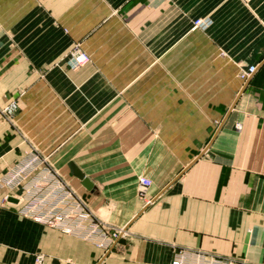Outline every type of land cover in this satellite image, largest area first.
Instances as JSON below:
<instances>
[{"label":"crops","instance_id":"obj_1","mask_svg":"<svg viewBox=\"0 0 264 264\" xmlns=\"http://www.w3.org/2000/svg\"><path fill=\"white\" fill-rule=\"evenodd\" d=\"M76 44L91 61L72 69ZM34 153L123 236L105 249L20 215L5 179ZM179 250L264 264V0H0V264Z\"/></svg>","mask_w":264,"mask_h":264},{"label":"built area","instance_id":"obj_2","mask_svg":"<svg viewBox=\"0 0 264 264\" xmlns=\"http://www.w3.org/2000/svg\"><path fill=\"white\" fill-rule=\"evenodd\" d=\"M211 24L208 19H197L194 21V28L206 29ZM89 60L88 55L83 52L80 48L76 47V50L71 53V59L69 65L73 68H77L86 64ZM256 71V66H250L244 73V79H248ZM15 103L11 104L4 110L5 114H11L16 110ZM39 157L32 154L26 159L28 161L25 167L24 164L17 166L10 170L6 175V184H8L9 175L12 174L11 183L13 185H21L20 180L24 176H28L30 173H35L39 169L40 162ZM45 176L42 179L33 181L29 185L22 184V188L26 191L25 204L22 212L30 215L36 221L49 225L52 228L60 229L65 233H72L71 225L68 223L74 213H78L81 219L90 218V214L85 211V203L75 195V193L67 186V184L59 177L57 173L51 169L45 170ZM151 185V181L148 179L140 180V195H144L148 187ZM24 197H19L18 201L22 204ZM84 223H80L78 231L80 230H91L94 233V242L102 248L106 247V239L104 237L106 229L105 226H101L99 223L93 225L84 226ZM82 225V227H81ZM81 227V228H80ZM91 227V228H90ZM89 228V229H88ZM76 231V230H75ZM122 231V230H121ZM88 239V237H87ZM186 252L179 250L176 252L175 258L171 264H185ZM221 260V261H220ZM43 257L39 255L36 257V263L42 264ZM214 263L224 264H237L236 261L227 260L212 257ZM246 264V263H242Z\"/></svg>","mask_w":264,"mask_h":264},{"label":"rangeland","instance_id":"obj_3","mask_svg":"<svg viewBox=\"0 0 264 264\" xmlns=\"http://www.w3.org/2000/svg\"><path fill=\"white\" fill-rule=\"evenodd\" d=\"M76 47H78V48H80V46L78 45V44H76V45H74V47L65 55V61H66V64L69 66V67H71L70 65H69V61H70V59H71V53L72 52H74L75 50H76ZM81 49V48H80ZM82 50V49H81ZM83 51V50H82ZM84 52V51H83ZM86 53V52H85ZM87 54V53H86ZM88 55V57H89V60H88V62L86 63V64H84L83 66H86V65H88L89 63H90V61H91V58H90V56H89V54H87ZM83 66H80V67H83ZM80 67H77V68H80ZM72 69H77V68H73V67H71ZM243 79H244V77H243ZM13 103H15V105H16V110L18 109V105H17V102L16 101H12L7 107H9L11 104H13ZM6 107V108H7ZM5 108V109H6ZM4 109V110H5ZM4 110H3V112H4ZM16 110L14 111V112H12L11 114H6L9 118H11L13 115H14V113L16 112ZM35 155H37L38 157H39V162H40V164L38 165L39 166V169L37 170V171H35V173H30V174H28V176L26 177V176H24L21 180H20V183H21V185H13L12 183H11V178H12V174L11 175H9V178L7 179L8 180V186L10 187V189H20L21 191H22V195L20 196V197H24V194L26 195V191L21 187L22 186V184H25V185H29V184H31L33 181H35V180H38V179H42L44 176H45V174H46V172H44L45 170H48V169H50V167H48V166H46L44 163H45V160L40 156V155H38L37 153H34ZM27 163H28V161H26V160H24V161H22L21 163H19V164H17V166H21V165H23L24 164V166L23 167H25L26 165H27ZM16 166V167H17ZM40 167H41V171H40ZM43 168V169H42ZM10 172V171H9ZM72 190V189H71ZM73 191V190H72ZM74 192V191H73ZM76 195V194H75ZM77 196V195H76ZM25 200H26V198L24 197V200L22 201V204H21V207H20V209H19V213H20V215H22L23 217H26V218H30V219H32V220H34V221H36L33 217H31L30 215H28V214H25V213H23L22 212V209H23V206H24V204H25ZM86 206V205H85ZM85 211L87 212V213H89L90 214V218H83V219H81L80 217H79V214L78 213H74L73 214V216H72V218L70 219V221L72 222V224H75L74 226H77V225H79L80 223H87V224H83L84 226H89V225H93L94 223H99L101 226H105L106 227V229H104L103 231L105 232V235H104V237H105V239H106V247H105V249H108V248H110V246L112 245V243L115 241V240H117L118 238H120V237H122L123 236V231H121V230H116V229H112V228H110L106 223H104L103 221H101L99 218H97L94 214H92L91 212H90V210L86 207L85 208ZM36 222H38V221H36ZM38 223H40V222H38ZM41 224H43V225H46V226H48V227H50L49 225H47V224H44V223H41ZM91 228V227H90ZM89 229V228H88ZM61 232H63V231H61ZM72 234L73 235H76V236H78V237H80V238H82V239H84V238H86L87 239V237H88V240L89 241H91V242H94V238H95V236H94V233H92V231L91 230H80V231H75V230H73V232H72Z\"/></svg>","mask_w":264,"mask_h":264},{"label":"water","instance_id":"obj_4","mask_svg":"<svg viewBox=\"0 0 264 264\" xmlns=\"http://www.w3.org/2000/svg\"><path fill=\"white\" fill-rule=\"evenodd\" d=\"M71 170H72V172H73V174L75 176H77L78 178H80L81 180L84 181V185L86 187H88V188L90 187L91 183L89 182V180L86 179L85 176L76 167H74V166L71 165ZM9 201L16 203L17 202V199L10 198Z\"/></svg>","mask_w":264,"mask_h":264}]
</instances>
